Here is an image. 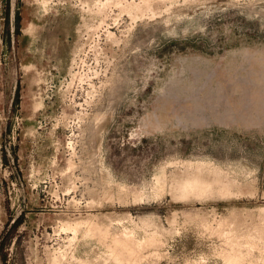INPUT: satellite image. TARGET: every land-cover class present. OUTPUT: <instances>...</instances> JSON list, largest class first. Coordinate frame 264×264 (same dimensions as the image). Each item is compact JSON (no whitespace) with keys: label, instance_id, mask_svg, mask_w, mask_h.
I'll list each match as a JSON object with an SVG mask.
<instances>
[{"label":"rangeland","instance_id":"1","mask_svg":"<svg viewBox=\"0 0 264 264\" xmlns=\"http://www.w3.org/2000/svg\"><path fill=\"white\" fill-rule=\"evenodd\" d=\"M0 264H264V0H0Z\"/></svg>","mask_w":264,"mask_h":264},{"label":"bare ground","instance_id":"2","mask_svg":"<svg viewBox=\"0 0 264 264\" xmlns=\"http://www.w3.org/2000/svg\"><path fill=\"white\" fill-rule=\"evenodd\" d=\"M132 7H134V5H132ZM109 41H110V40H109ZM203 166H204V165H203ZM200 168H201V167H200ZM198 169H199V168H198ZM189 178H191V177H189ZM193 178H194V176H193ZM194 179H195L194 181L197 182L198 184L201 183L200 180H199V174H196ZM186 180H187V179H186ZM190 180L192 181V179H190ZM181 183H182V182H181ZM183 183H184V181H183ZM191 183H192V182H191ZM185 184H187V182H185ZM160 193H161V192H160ZM155 198H156V197H155ZM74 232H75V231H74Z\"/></svg>","mask_w":264,"mask_h":264}]
</instances>
